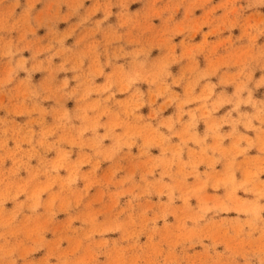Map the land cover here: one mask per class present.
<instances>
[{"label":"rangeland","instance_id":"374dc122","mask_svg":"<svg viewBox=\"0 0 264 264\" xmlns=\"http://www.w3.org/2000/svg\"><path fill=\"white\" fill-rule=\"evenodd\" d=\"M0 264H264V0H0Z\"/></svg>","mask_w":264,"mask_h":264}]
</instances>
